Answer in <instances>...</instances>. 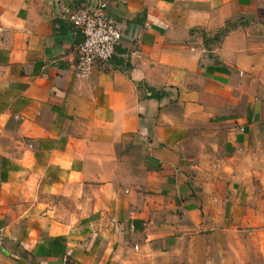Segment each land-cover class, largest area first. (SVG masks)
<instances>
[{"label": "crops", "instance_id": "crops-1", "mask_svg": "<svg viewBox=\"0 0 264 264\" xmlns=\"http://www.w3.org/2000/svg\"><path fill=\"white\" fill-rule=\"evenodd\" d=\"M0 264H264V0H0Z\"/></svg>", "mask_w": 264, "mask_h": 264}, {"label": "built area", "instance_id": "built-area-1", "mask_svg": "<svg viewBox=\"0 0 264 264\" xmlns=\"http://www.w3.org/2000/svg\"><path fill=\"white\" fill-rule=\"evenodd\" d=\"M67 19L84 39L77 49L76 75L86 78L96 66L108 68L123 33L117 21L108 14L107 6L101 3L95 9L80 7L69 12Z\"/></svg>", "mask_w": 264, "mask_h": 264}]
</instances>
